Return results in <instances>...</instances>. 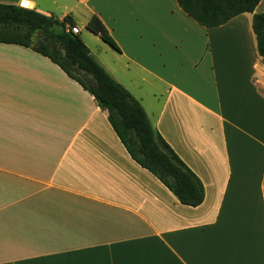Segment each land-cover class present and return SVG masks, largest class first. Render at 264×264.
Masks as SVG:
<instances>
[{
    "label": "crops",
    "instance_id": "obj_1",
    "mask_svg": "<svg viewBox=\"0 0 264 264\" xmlns=\"http://www.w3.org/2000/svg\"><path fill=\"white\" fill-rule=\"evenodd\" d=\"M26 3L0 0L69 17L204 200L180 204L77 82L32 49L0 43V264H264V57L253 14L205 29L176 0ZM93 15L118 50L86 29Z\"/></svg>",
    "mask_w": 264,
    "mask_h": 264
},
{
    "label": "trees",
    "instance_id": "obj_2",
    "mask_svg": "<svg viewBox=\"0 0 264 264\" xmlns=\"http://www.w3.org/2000/svg\"><path fill=\"white\" fill-rule=\"evenodd\" d=\"M260 1L176 0L180 9L205 29L224 25L244 13L253 14L257 52L264 57V12L253 13ZM66 24L75 26L69 17L57 20L34 10L0 4V43L30 48L57 65L107 112L110 126L130 157L180 204L198 207L204 200L201 181L153 129L140 103L90 56L81 37L66 30ZM86 29L118 50L97 16L90 17Z\"/></svg>",
    "mask_w": 264,
    "mask_h": 264
},
{
    "label": "built area",
    "instance_id": "obj_3",
    "mask_svg": "<svg viewBox=\"0 0 264 264\" xmlns=\"http://www.w3.org/2000/svg\"><path fill=\"white\" fill-rule=\"evenodd\" d=\"M21 5H22V4H21ZM20 8H24V7L20 6ZM24 9H25V8H24ZM65 28H66V30H70L71 33H73V34H79V29H78L77 26H70L69 24H66V25H65Z\"/></svg>",
    "mask_w": 264,
    "mask_h": 264
},
{
    "label": "snow or ice",
    "instance_id": "obj_4",
    "mask_svg": "<svg viewBox=\"0 0 264 264\" xmlns=\"http://www.w3.org/2000/svg\"><path fill=\"white\" fill-rule=\"evenodd\" d=\"M22 3H24V6L27 7L26 0H22Z\"/></svg>",
    "mask_w": 264,
    "mask_h": 264
},
{
    "label": "rangeland",
    "instance_id": "obj_5",
    "mask_svg": "<svg viewBox=\"0 0 264 264\" xmlns=\"http://www.w3.org/2000/svg\"><path fill=\"white\" fill-rule=\"evenodd\" d=\"M81 33H82V35H83V34H85V33H86V31H85V30H81Z\"/></svg>",
    "mask_w": 264,
    "mask_h": 264
}]
</instances>
